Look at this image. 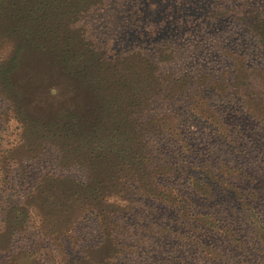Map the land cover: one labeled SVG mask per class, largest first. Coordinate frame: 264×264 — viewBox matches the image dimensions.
Returning <instances> with one entry per match:
<instances>
[{"label": "rangeland", "instance_id": "374dc122", "mask_svg": "<svg viewBox=\"0 0 264 264\" xmlns=\"http://www.w3.org/2000/svg\"><path fill=\"white\" fill-rule=\"evenodd\" d=\"M6 4L14 14L17 10L16 15L36 14L41 8H35L32 0H0V16L1 11L7 14ZM257 6L264 8V3ZM7 20L6 25L20 34L14 39L0 36V68L8 66L16 45H35L40 40L39 33L24 37L18 19ZM100 32L103 43L107 35L103 24ZM216 32L218 44H224L221 48L241 56L225 57L221 49L212 67L203 70L215 73L218 59L224 60L228 88L217 89L219 95L214 92L207 106L226 112L225 117L218 121L186 116L179 127L187 145L183 152L180 143L173 147L165 136L159 138L178 158L172 168L179 161L184 164L188 182L162 175L152 189L115 187L107 192L103 186L95 197L88 191L95 188L93 182L84 177L78 163L84 161H73L77 155L65 148L87 149L94 138L116 132L123 112L117 114L119 107H114L113 115L82 116L88 104L101 109L105 98L115 97L122 88L115 83L119 77L106 83L100 68L70 76L45 60V51L24 48L15 67H7L8 78L0 74V242L8 245L0 250V264H264V50L255 33L233 22ZM96 41L100 42V34ZM139 71L142 74L138 67ZM80 78L84 85L74 86ZM18 107L23 113L34 112L35 124L21 122L26 117L17 118ZM91 156L88 151V159ZM89 162L100 167L103 160L93 157ZM76 177L85 183L82 199L68 202L63 197L74 193L69 188H74ZM193 178L212 189L214 203L194 191ZM173 187L185 198L172 193ZM169 201L176 207L191 202L200 213L182 220L178 207L169 206ZM48 206L71 207L64 213L66 226L61 227L62 220L54 222L58 217H50ZM25 211L29 215L25 227L9 236L6 228L24 218ZM4 216L11 222L3 225ZM215 220L218 234L208 228Z\"/></svg>", "mask_w": 264, "mask_h": 264}, {"label": "trees", "instance_id": "16d2710c", "mask_svg": "<svg viewBox=\"0 0 264 264\" xmlns=\"http://www.w3.org/2000/svg\"><path fill=\"white\" fill-rule=\"evenodd\" d=\"M32 2L36 3L35 8L41 6L36 14L26 15L22 11L16 15L17 10L15 9L14 14L12 9L7 7L8 3L5 5L7 14L1 11L0 19L5 18L0 21V36H11L14 39L19 35L20 32H14V28L6 25L9 22L7 19L11 21L18 19L22 22L23 27L20 28L23 30L19 31L23 32L24 37L34 34L36 36L39 33L40 38L35 45H16L17 49L8 66L15 67V62L20 60L18 57L24 48L36 49L45 51V60L53 66H59L70 76L74 73L80 76L87 70L100 68L106 83H111L119 77L115 83L122 88L115 91V97L112 100L105 98L101 109L89 108L88 104L86 115L82 117L99 115L97 118H100L113 115L114 107H119L117 114L123 112L116 132H121L116 138H110L116 132L94 138V143L87 149L82 146L65 148L70 155L72 153L77 155L72 158L73 161H84L78 163L82 164L84 177L87 180L89 177V181L93 182L91 187L95 188L88 189L93 193L91 194L93 197L103 186L107 188V192L109 188L115 187H126L128 190L131 186H145L152 189L157 186L158 177L162 175L185 182L187 169L180 161L172 168L173 161L178 158L175 152L169 151L161 144L159 138L165 136L171 146L174 142L180 143L179 149L183 152L187 145L182 141L184 137L181 136L179 127L186 116L218 118V121L225 117L226 112L220 114L207 106L214 92H216L214 95H219L217 89L228 88V80L223 78L228 69L221 66L224 60L220 62L218 59L219 70L215 73L204 74L203 70L206 66L212 67L221 49L225 50L222 54L225 57L229 54L238 58L241 56L228 47L221 48L224 44H218L215 31L219 32L224 23L233 22L252 34L255 33L260 40L261 49L264 50V8L257 6L264 3V0H32ZM101 24L107 33L103 43ZM10 32L11 35H8ZM99 34L100 42H97ZM86 35H90V38ZM123 65H126L125 71L121 70ZM8 66L0 68V74L6 78ZM138 67L143 70L142 74L140 71L137 72ZM116 72H127L128 75L118 76ZM80 79L75 80L73 85L83 86L81 83L83 78ZM112 101L114 103L110 105ZM128 103L130 106L121 105ZM16 116L26 117L24 121H20L27 124H35L37 121L34 112L23 113L19 107ZM217 129V134H220L222 128L218 126ZM130 134L131 138L128 137ZM137 144H142V148H137ZM88 151L93 155L90 159L87 157ZM93 157L103 160L100 167L89 162L93 161ZM24 168L26 173L27 168L25 166ZM56 179L54 181H57ZM74 182V188H69L74 193L63 197L68 202L82 199L81 187L85 183L78 177L74 178ZM201 182L204 183L198 178H193L194 191L214 203L215 198L212 199L210 196L212 189ZM40 190L38 187L36 193ZM169 190L174 193L177 188ZM147 193L153 195L152 192ZM175 194L184 197L182 192ZM173 203L169 201L167 204L177 208L178 206ZM49 208L50 206L45 210L50 217H58L54 222L58 224L62 220L61 227L66 226L64 213L69 212L71 207L64 206L59 210ZM178 210L182 220L200 213H197L195 204L191 202L189 204L184 202ZM40 211L44 210L40 208ZM23 213L24 218L6 228L9 236L13 237L25 227L29 215L28 211ZM5 218L4 216L1 220L3 225L11 222ZM210 218L214 219L213 216ZM216 224L218 222L215 220V225L211 223L208 228L217 231L218 234L219 225ZM5 244L7 245V241L1 239L0 250L8 249V245Z\"/></svg>", "mask_w": 264, "mask_h": 264}]
</instances>
